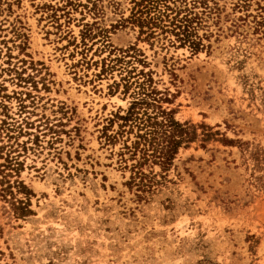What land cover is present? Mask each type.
<instances>
[{"label":"rangeland","instance_id":"1","mask_svg":"<svg viewBox=\"0 0 264 264\" xmlns=\"http://www.w3.org/2000/svg\"><path fill=\"white\" fill-rule=\"evenodd\" d=\"M144 93L199 128L139 187ZM0 264H264V0H0Z\"/></svg>","mask_w":264,"mask_h":264},{"label":"trees","instance_id":"2","mask_svg":"<svg viewBox=\"0 0 264 264\" xmlns=\"http://www.w3.org/2000/svg\"><path fill=\"white\" fill-rule=\"evenodd\" d=\"M190 12V11H189ZM173 19L172 25L174 31H177V36L181 37L183 41L189 42L195 28L193 26V18H188L189 15L179 19L177 16ZM197 45L194 42H189ZM138 84V83H136ZM141 89L144 83L138 84ZM142 90L145 91L143 88ZM145 97L137 100L133 103L132 107L128 111L122 120L125 121V126H129V130L123 131V133L136 132V141L132 146H126L128 153H131V158L139 156L138 163L134 166L137 169L135 181L140 179L138 186H145V176L142 173V167L149 162L160 165L164 170H168L183 145H189L196 141L199 126L192 125L190 123L182 124L174 119L172 112L157 108L155 113H149L148 108L150 106L148 95L143 94ZM156 101V99H152ZM144 110V111H143ZM131 123V125H129ZM204 142H207L214 133L212 128L206 125H202Z\"/></svg>","mask_w":264,"mask_h":264}]
</instances>
